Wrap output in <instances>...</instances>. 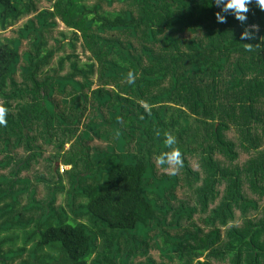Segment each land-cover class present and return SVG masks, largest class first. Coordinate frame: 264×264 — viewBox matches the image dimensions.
<instances>
[{"label": "trees", "instance_id": "1", "mask_svg": "<svg viewBox=\"0 0 264 264\" xmlns=\"http://www.w3.org/2000/svg\"><path fill=\"white\" fill-rule=\"evenodd\" d=\"M249 8L241 24L211 0H0L15 36L0 37V264H264V11ZM58 21L85 62L72 31L56 55ZM165 132L175 174L156 160Z\"/></svg>", "mask_w": 264, "mask_h": 264}, {"label": "clouds", "instance_id": "2", "mask_svg": "<svg viewBox=\"0 0 264 264\" xmlns=\"http://www.w3.org/2000/svg\"><path fill=\"white\" fill-rule=\"evenodd\" d=\"M219 11L216 13V20L218 23H226L227 16L232 15L241 24H244L248 20V13L250 11L249 6L255 3L261 11H264V0H211ZM258 26L252 25L253 29H257ZM241 40H253L255 39L254 31H250L247 28L240 33ZM128 83L134 84L136 80V75L133 72L127 74ZM146 110L148 106L145 105ZM9 109L3 105H0V126H6L7 120L6 115ZM160 133L157 132V136ZM163 143L169 151L161 153L159 157L156 158L157 163L162 166H169L173 168V174L180 167H183V156L181 149L176 146L177 138L171 133L165 132Z\"/></svg>", "mask_w": 264, "mask_h": 264}, {"label": "rangeland", "instance_id": "3", "mask_svg": "<svg viewBox=\"0 0 264 264\" xmlns=\"http://www.w3.org/2000/svg\"><path fill=\"white\" fill-rule=\"evenodd\" d=\"M96 1H97V0H92V1L87 0V3H88V4H92V3H96ZM58 22H59V26L54 30L53 36H54V37H57V38H60V37L57 36V35H58V32L65 33V34H67V35H66V37H65L64 40H63V38H62V41H61L60 44L57 46V49H56V55L62 58V57H64L66 54H70V53H71L70 48H68L67 46H64V45H67L69 42H71L72 38L69 37L68 35H70V32H69V31H72V32H75V33H77V34L79 35L78 43H77V50L75 51V54L79 56V58H80V60H81L82 62H85V61H86V57H87V56H90V53H89L88 51H86V50H84V49L82 50V48H80V44H81V42H82V40H83V38H82V36H81L82 34H81L80 32H78V31H76V30H73V29H69V28H67V26H66L65 24H63L62 22H60V21H58ZM0 37H1V38H6L7 40H9V39H10V40H15V36L13 35V32L11 31V29H8L6 32L2 33V35H1ZM63 46H64L63 50L58 51V49H59L60 47H63ZM69 146H70V145H66V148H69ZM66 148H65V149H66ZM63 164H64L63 161H61V163L59 164V166H60V171H61L62 174L64 173V171H65V169H66V167H64ZM67 182H68V181L64 180V181H63V184H64V185L67 184V186H68V183H67ZM103 183H104L103 180H97V181L95 182V184H97V185H102ZM67 190H68V188H67ZM62 197L65 199V192L62 194ZM97 232H98V229H97ZM100 240H101V238H100ZM202 261H204V258L202 259Z\"/></svg>", "mask_w": 264, "mask_h": 264}]
</instances>
